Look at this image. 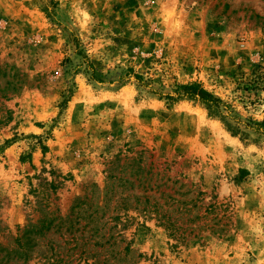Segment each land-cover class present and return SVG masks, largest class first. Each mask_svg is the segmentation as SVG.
Wrapping results in <instances>:
<instances>
[{"label": "rangeland", "instance_id": "obj_1", "mask_svg": "<svg viewBox=\"0 0 264 264\" xmlns=\"http://www.w3.org/2000/svg\"><path fill=\"white\" fill-rule=\"evenodd\" d=\"M0 264H264V0H0Z\"/></svg>", "mask_w": 264, "mask_h": 264}, {"label": "trees", "instance_id": "obj_2", "mask_svg": "<svg viewBox=\"0 0 264 264\" xmlns=\"http://www.w3.org/2000/svg\"><path fill=\"white\" fill-rule=\"evenodd\" d=\"M177 92L180 97L195 99L209 106L217 107L221 102L218 97H215L211 92L196 82L179 85Z\"/></svg>", "mask_w": 264, "mask_h": 264}]
</instances>
